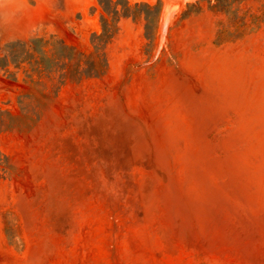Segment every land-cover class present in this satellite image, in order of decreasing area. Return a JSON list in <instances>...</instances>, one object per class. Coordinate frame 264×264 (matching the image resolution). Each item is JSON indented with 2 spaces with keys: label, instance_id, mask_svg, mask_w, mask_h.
Wrapping results in <instances>:
<instances>
[{
  "label": "rangeland",
  "instance_id": "obj_1",
  "mask_svg": "<svg viewBox=\"0 0 264 264\" xmlns=\"http://www.w3.org/2000/svg\"><path fill=\"white\" fill-rule=\"evenodd\" d=\"M0 264H264V0H0Z\"/></svg>",
  "mask_w": 264,
  "mask_h": 264
},
{
  "label": "trees",
  "instance_id": "obj_2",
  "mask_svg": "<svg viewBox=\"0 0 264 264\" xmlns=\"http://www.w3.org/2000/svg\"><path fill=\"white\" fill-rule=\"evenodd\" d=\"M238 2H241L242 0H237ZM143 6L147 10H157L158 14L160 12V9H157V6H150L149 4L142 3V4H135V7ZM109 15L110 13H113V15H117V10L114 9L112 12L108 10H104ZM123 17H129V14L124 12L122 14ZM149 16H145V20L148 21ZM115 22V21H114ZM116 28L114 25L108 24V21L104 18H102V33L98 36H95V39H97L100 43L106 44L113 36L116 34ZM97 45L95 46V52L91 53L89 55H84L81 53H77L74 50H70L66 47H63L67 51L65 54H60V59L67 61V64H69L70 69L66 70V72L63 74L65 77L73 80L76 78L81 79L83 76L85 77H100L102 76L107 67L106 60L102 58V55L98 52ZM31 54L26 53L24 61L28 60ZM42 59L44 56H41ZM84 65V68H81V66Z\"/></svg>",
  "mask_w": 264,
  "mask_h": 264
},
{
  "label": "bare ground",
  "instance_id": "obj_3",
  "mask_svg": "<svg viewBox=\"0 0 264 264\" xmlns=\"http://www.w3.org/2000/svg\"><path fill=\"white\" fill-rule=\"evenodd\" d=\"M153 1V0H152Z\"/></svg>",
  "mask_w": 264,
  "mask_h": 264
}]
</instances>
